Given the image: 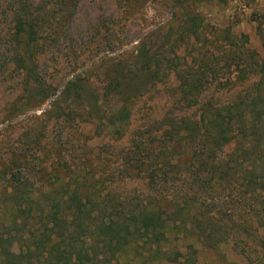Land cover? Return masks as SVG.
I'll return each mask as SVG.
<instances>
[{
	"label": "trees",
	"instance_id": "trees-1",
	"mask_svg": "<svg viewBox=\"0 0 264 264\" xmlns=\"http://www.w3.org/2000/svg\"><path fill=\"white\" fill-rule=\"evenodd\" d=\"M4 1L14 23L11 43L23 42L13 60L37 82L38 88L31 89L42 102L55 89L38 75L34 52L38 30L31 6L26 0H2L3 8ZM197 1L212 0L177 3ZM145 50L136 54L139 66L124 71L119 65L124 74L117 76V67L116 76L108 79L107 89L124 104L105 114L108 108L103 109L97 97L88 110L114 133L124 132L127 101L162 68L164 60L155 57L157 72H146L151 71L154 56L142 61ZM247 53L253 58L252 51ZM258 62L256 89L239 92L222 105L218 97L206 98L203 76L185 73L177 63L172 66L178 79L172 106H181L163 114L154 140L140 139L133 149L120 152L117 162L122 179L144 180L146 190L137 201L130 194L120 198L111 189L103 195L98 182L76 166L68 174H58L54 165L53 175L60 182L47 192L33 186L31 169L10 173L2 193L8 203L0 204V264H264V61ZM234 67L232 83L250 79L238 69V62ZM74 77L63 93L80 98L82 86ZM231 143L236 145L225 149ZM186 147L184 155L180 148ZM217 186L238 190L244 194L239 202H254L259 209L238 221L224 219L221 209L206 202ZM229 199L228 205L238 204L237 198ZM223 246H229L227 251L240 262L229 261ZM204 249L214 257L201 261Z\"/></svg>",
	"mask_w": 264,
	"mask_h": 264
},
{
	"label": "rangeland",
	"instance_id": "rangeland-1",
	"mask_svg": "<svg viewBox=\"0 0 264 264\" xmlns=\"http://www.w3.org/2000/svg\"><path fill=\"white\" fill-rule=\"evenodd\" d=\"M26 2L31 6L38 30L34 46L38 75L44 84L55 90L40 102L31 89L38 88L37 82L13 60L15 50L21 49L23 42L20 39L11 43L14 23L4 1L5 7L0 6L1 205L8 203L2 193L9 184L10 173L31 169L35 177L33 186L47 192L60 182L53 175L55 166L58 174H68L69 169L76 166L79 173L98 182L103 195L111 189L120 198L130 194L137 201L145 193L144 180L122 179L117 175V162L120 152L133 149L132 144L139 143L140 139L154 140L152 136L163 123V114L181 106H172V100L177 97L178 79L172 70L176 63L185 73L203 76L207 81L203 91L206 98L218 97L221 105L239 92L256 89L259 76L255 75L259 70L256 63L264 61V0L182 4L177 0ZM143 47L146 52L140 58L142 61L154 56L151 71H146L148 74L157 72L155 57L166 62L160 64L162 68L156 73V79H148L127 101L129 108L122 113L127 114L122 122L124 132L117 134L105 124H99L96 115L88 110L97 97L102 100L101 107L108 108L105 114L124 104L107 89L108 79L115 75L117 67L120 68L117 76L124 74L119 65L124 71L133 64L139 66L135 57ZM249 50L253 58L247 53ZM236 62L249 80L238 84L230 81L237 75ZM74 76L78 77L76 84L82 86L80 98L63 93L65 84L74 80ZM199 105L190 107L187 112L191 113ZM235 145L231 143L225 149L231 150ZM181 151L185 155L188 148H180ZM109 174H113L112 177ZM217 187L207 195L206 202L212 209H221L224 219L235 217L238 221L241 216H250V211L259 209L254 202H239L244 194L239 195L238 190ZM230 197L237 198L238 204L228 205L226 201ZM228 247H221L226 258L239 263L240 258L227 251ZM201 257V261L211 259L214 254L204 249Z\"/></svg>",
	"mask_w": 264,
	"mask_h": 264
}]
</instances>
